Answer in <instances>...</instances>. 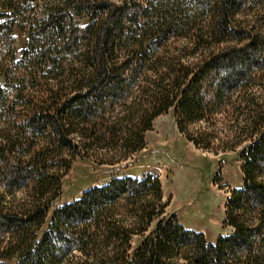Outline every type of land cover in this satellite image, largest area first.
<instances>
[{"label": "trees", "instance_id": "16d2710c", "mask_svg": "<svg viewBox=\"0 0 264 264\" xmlns=\"http://www.w3.org/2000/svg\"><path fill=\"white\" fill-rule=\"evenodd\" d=\"M0 41V264H264V0H0ZM169 107L196 148L245 143L241 184L219 183L232 232L165 216L146 173L89 186L38 233L76 154L128 158Z\"/></svg>", "mask_w": 264, "mask_h": 264}, {"label": "rangeland", "instance_id": "374dc122", "mask_svg": "<svg viewBox=\"0 0 264 264\" xmlns=\"http://www.w3.org/2000/svg\"><path fill=\"white\" fill-rule=\"evenodd\" d=\"M77 20L81 24L86 18L77 17ZM13 36L14 59L18 61L22 51L29 48L28 34L15 29ZM4 47L0 41V60L6 56ZM244 144L217 153L196 148L178 132L173 108L169 107L153 119L152 128L145 132V146L128 158L114 164H98L76 154L69 170L61 178V192L52 201L38 233L46 227L55 207L77 198L89 186L104 184L112 176L152 173L158 175L161 181L163 199H169L164 215L175 213L176 220L183 227L201 231L207 242H214L218 235L232 232V228L224 222V202L229 188L219 187V183L230 187L241 184L238 150ZM216 177L218 183L214 182ZM15 196L14 201L19 195ZM157 219L143 234L132 236L131 249L148 234Z\"/></svg>", "mask_w": 264, "mask_h": 264}]
</instances>
